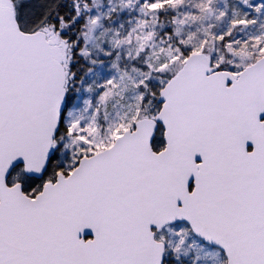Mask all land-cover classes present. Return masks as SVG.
<instances>
[{
	"label": "snow or ice",
	"instance_id": "6c2138e0",
	"mask_svg": "<svg viewBox=\"0 0 264 264\" xmlns=\"http://www.w3.org/2000/svg\"><path fill=\"white\" fill-rule=\"evenodd\" d=\"M0 264H264V0H0Z\"/></svg>",
	"mask_w": 264,
	"mask_h": 264
}]
</instances>
